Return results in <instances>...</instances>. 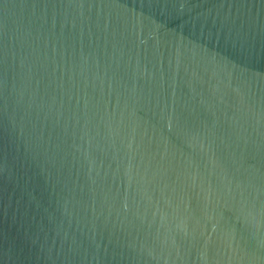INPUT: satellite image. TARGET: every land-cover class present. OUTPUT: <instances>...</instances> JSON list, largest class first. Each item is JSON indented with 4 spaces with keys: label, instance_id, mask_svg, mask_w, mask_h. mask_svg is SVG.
<instances>
[{
    "label": "water",
    "instance_id": "water-1",
    "mask_svg": "<svg viewBox=\"0 0 264 264\" xmlns=\"http://www.w3.org/2000/svg\"><path fill=\"white\" fill-rule=\"evenodd\" d=\"M0 264H264V0H0Z\"/></svg>",
    "mask_w": 264,
    "mask_h": 264
}]
</instances>
